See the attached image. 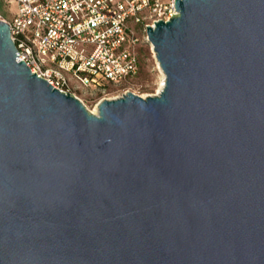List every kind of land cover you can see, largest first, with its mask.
<instances>
[{
	"label": "water",
	"instance_id": "obj_1",
	"mask_svg": "<svg viewBox=\"0 0 264 264\" xmlns=\"http://www.w3.org/2000/svg\"><path fill=\"white\" fill-rule=\"evenodd\" d=\"M164 86L89 112L0 20V264H264V0H175Z\"/></svg>",
	"mask_w": 264,
	"mask_h": 264
},
{
	"label": "built area",
	"instance_id": "obj_2",
	"mask_svg": "<svg viewBox=\"0 0 264 264\" xmlns=\"http://www.w3.org/2000/svg\"><path fill=\"white\" fill-rule=\"evenodd\" d=\"M11 38L32 73L61 92L71 81L90 89L118 84L139 70L136 28L176 14L175 0H10ZM147 34V33H146Z\"/></svg>",
	"mask_w": 264,
	"mask_h": 264
},
{
	"label": "rangeland",
	"instance_id": "obj_3",
	"mask_svg": "<svg viewBox=\"0 0 264 264\" xmlns=\"http://www.w3.org/2000/svg\"><path fill=\"white\" fill-rule=\"evenodd\" d=\"M14 12L15 4L13 2L0 0V13L6 20L9 21ZM142 27L139 25L135 32L138 40L134 45V52L139 60V70L136 76L118 84H108L97 89L82 87L76 81H71V92L89 112L97 114L98 104L101 101L117 99L129 92L146 98L159 95L162 91L165 77L159 68L152 45Z\"/></svg>",
	"mask_w": 264,
	"mask_h": 264
},
{
	"label": "bare ground",
	"instance_id": "obj_4",
	"mask_svg": "<svg viewBox=\"0 0 264 264\" xmlns=\"http://www.w3.org/2000/svg\"><path fill=\"white\" fill-rule=\"evenodd\" d=\"M162 86H163V84H162Z\"/></svg>",
	"mask_w": 264,
	"mask_h": 264
}]
</instances>
